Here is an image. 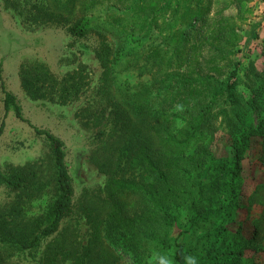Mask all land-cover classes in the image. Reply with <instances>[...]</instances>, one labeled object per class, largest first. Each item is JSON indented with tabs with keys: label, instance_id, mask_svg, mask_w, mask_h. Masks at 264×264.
I'll return each instance as SVG.
<instances>
[{
	"label": "rangeland",
	"instance_id": "374dc122",
	"mask_svg": "<svg viewBox=\"0 0 264 264\" xmlns=\"http://www.w3.org/2000/svg\"><path fill=\"white\" fill-rule=\"evenodd\" d=\"M248 4L251 12L239 28L236 93L215 108L204 140L185 146L187 163L180 164L183 155L175 158L180 166L170 169L169 181L181 192H174L141 163H122V95L139 93L147 81L141 61L125 66L129 56L121 57L111 81L95 49L119 45L94 33L73 35L69 28L78 11L73 0H0L2 78L26 119L10 109L0 138L1 170L25 176L22 191L0 185V264H46V245L53 237L72 242L73 254L52 264H148L153 252L172 256L173 246L136 241L132 245L137 253L116 260L119 251L106 234L115 201L106 183L122 175L150 177L158 204L177 218L170 235L180 236L197 264H264V0ZM3 98L0 81V122ZM166 108L169 122L163 119L164 125L178 132L175 121L186 122L187 114ZM31 125L63 142L74 196L73 211L58 232L29 250L21 243L50 221L59 193L51 147ZM200 147L202 169L190 158ZM198 180L203 189L195 187ZM256 189L263 203H256ZM191 201H196L195 218ZM126 207L132 210L136 204Z\"/></svg>",
	"mask_w": 264,
	"mask_h": 264
},
{
	"label": "trees",
	"instance_id": "16d2710c",
	"mask_svg": "<svg viewBox=\"0 0 264 264\" xmlns=\"http://www.w3.org/2000/svg\"><path fill=\"white\" fill-rule=\"evenodd\" d=\"M250 1L73 0L78 10L69 28L73 35L85 38L94 33L119 45L113 49L109 45L95 49L109 80L114 79L113 68L121 57L123 60L129 56L127 63H122L125 66L141 61L139 68H146L148 72L139 93L122 95V163L126 161L135 167L141 163L140 167L147 169L167 189L181 192V188L173 187L169 181L170 169L179 168L175 158L184 154L185 146L204 140L210 121L215 118V108L236 93L241 70V62L236 57L241 44L239 28L251 12ZM101 6L104 8L100 9ZM71 12L74 13L72 8ZM0 81L4 94L1 138L4 118L10 109L18 119H26L15 95L5 87L1 65ZM156 101H159L158 108H154ZM177 103L185 105L187 114L185 130L178 129L179 133L164 125L169 122L164 119L166 107ZM31 126L51 147L59 193L50 207V221L33 233L30 241L21 243L29 250L58 232L61 222L73 211L74 196L63 142L49 131ZM200 149L190 158H196L197 167L202 169L205 156L198 157ZM187 161L183 155L180 164ZM149 178L122 175V179L112 176L107 180L106 189L115 201L106 222L109 244L119 251L116 258L119 261L123 255L137 253L133 242L152 244L156 240L163 247L173 246L174 262L184 264V257L192 253L179 235H170L177 218L160 207L156 185ZM3 184L22 191L25 176L21 171L5 173L0 168V185ZM196 185L203 189L199 180ZM254 194L256 203H263L261 190L256 189ZM133 202L135 209H128L126 205ZM195 202L191 201L194 218L198 216ZM195 220L191 219L194 225ZM71 244L53 237L46 245L45 255L49 254L46 264L72 255Z\"/></svg>",
	"mask_w": 264,
	"mask_h": 264
},
{
	"label": "clouds",
	"instance_id": "9594fccd",
	"mask_svg": "<svg viewBox=\"0 0 264 264\" xmlns=\"http://www.w3.org/2000/svg\"><path fill=\"white\" fill-rule=\"evenodd\" d=\"M172 111L177 113H183L185 111V105L182 103H177L173 106ZM175 127L178 129L186 127L183 120L177 118L175 121ZM183 219V215H182ZM148 264H175L174 259L169 254H162L160 252H153L148 259ZM184 264H197V258L192 255H186L184 257Z\"/></svg>",
	"mask_w": 264,
	"mask_h": 264
}]
</instances>
